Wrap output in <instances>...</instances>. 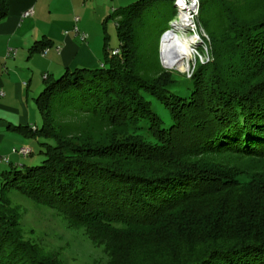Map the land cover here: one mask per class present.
Segmentation results:
<instances>
[{"label":"trees","instance_id":"16d2710c","mask_svg":"<svg viewBox=\"0 0 264 264\" xmlns=\"http://www.w3.org/2000/svg\"><path fill=\"white\" fill-rule=\"evenodd\" d=\"M160 1L112 11L120 44L101 66L43 79L40 128L13 130L51 143H41V164L2 172L1 198L16 190L54 209L108 264H264V0H200L212 59L196 66L186 94L171 90L160 62ZM7 12L0 0V20ZM50 45L42 38L29 50ZM9 202L0 264H62L25 236Z\"/></svg>","mask_w":264,"mask_h":264},{"label":"rangeland","instance_id":"374dc122","mask_svg":"<svg viewBox=\"0 0 264 264\" xmlns=\"http://www.w3.org/2000/svg\"><path fill=\"white\" fill-rule=\"evenodd\" d=\"M71 1L73 2L72 7L68 6ZM134 1L54 0L51 2L59 8L56 12L60 14L55 16L58 19L73 23L75 17L79 18L76 28L81 32L83 30L87 34V38L82 41L75 37L77 45L83 46V48L92 46L100 55V58H103L106 51L110 52L118 49L120 44L115 19L111 15L113 14L112 9L127 6ZM160 2L161 7L159 5H157L159 7L155 6L153 12L158 26L156 30L162 32L168 27L165 19L171 12L170 10L174 8L167 1L161 0ZM44 17L48 18L46 15ZM199 24L201 25V23ZM97 65L99 67L101 63L97 62ZM169 70L172 71V79L174 80L171 90L180 94L188 93L190 80L175 70L174 67L169 68ZM41 72L40 70L37 73L38 76ZM60 75V73L55 74L54 78ZM10 76L15 87L13 86V90L5 89L6 95L1 99L5 102L12 100L11 108L13 109L0 107V187L3 171L9 170L12 165L23 169L41 164L45 157L43 153L45 147L41 143H51L50 139H43L40 136H22L20 132L13 130V125L18 124L40 128L42 118L35 104V98L42 91L43 83L42 80H39L40 88L34 92V80L31 88H27L25 78L21 77L22 72L19 70L12 71ZM145 97L150 100L152 110L164 122H168V114L162 105L147 94ZM6 121L11 123L9 128L6 126ZM140 127L136 129L139 131L138 133L142 134L147 140H151L144 124ZM25 145H28L31 149V154L22 156L15 152L16 149ZM1 196L0 188V204L5 198L10 199L9 203L17 212L19 224L25 236L35 242L42 251L54 256L62 264H108V256L103 247L93 245L82 230L68 227L62 215L54 209L36 204L16 190L10 191L8 195L5 194L2 198Z\"/></svg>","mask_w":264,"mask_h":264},{"label":"crops","instance_id":"0c3cea01","mask_svg":"<svg viewBox=\"0 0 264 264\" xmlns=\"http://www.w3.org/2000/svg\"><path fill=\"white\" fill-rule=\"evenodd\" d=\"M51 1L54 0H6L8 12L0 20L1 108L13 109L12 100L5 102L1 99L6 95L4 90H13L15 85L11 81L12 71L22 72L21 77L25 78L27 88H31L34 80L32 88L35 92L40 88L39 80L43 83L44 74L46 78H53L55 74H62L66 68H96L97 62H102L95 48L77 45L75 37L82 40L74 30L78 21L72 23L55 17L60 14L56 12L59 8ZM68 6L72 7L73 2H69ZM28 9H32L33 14L23 17L22 13ZM42 38L49 39L51 45L44 49L45 52H30L32 44ZM9 48L13 53L7 55ZM40 70L42 72L38 76ZM6 122L9 128L11 123Z\"/></svg>","mask_w":264,"mask_h":264},{"label":"built area","instance_id":"2783aa9c","mask_svg":"<svg viewBox=\"0 0 264 264\" xmlns=\"http://www.w3.org/2000/svg\"><path fill=\"white\" fill-rule=\"evenodd\" d=\"M173 4L175 15L169 21L168 28L159 37V58L163 67L167 69L174 67L175 70L189 79L198 64H206L212 59L209 38L198 22L200 0H173ZM32 14L33 10L28 9L22 13V16L27 17ZM78 19V17H75L74 21L77 22ZM74 30L82 40L87 38L85 32H79L76 27ZM168 43H172L171 46L173 47L168 48L166 45ZM117 52V49L111 51L112 54ZM12 53V49L9 48L7 55ZM173 55L179 56L180 60L168 63L167 60L172 59ZM42 77L45 79L46 75L44 74ZM31 128L35 129L34 126ZM15 152L26 156L31 153V149L25 145L16 149Z\"/></svg>","mask_w":264,"mask_h":264},{"label":"bare ground","instance_id":"6f19581e","mask_svg":"<svg viewBox=\"0 0 264 264\" xmlns=\"http://www.w3.org/2000/svg\"><path fill=\"white\" fill-rule=\"evenodd\" d=\"M166 45H167L168 48L173 47V46H171V45H173L172 43H168V44H166ZM173 56H174V55H173ZM173 56H172V57H173ZM172 57H171V58H172ZM179 60H180V57L176 55V56H174L172 59H170V60L168 59L167 62H168V63H173V62H178Z\"/></svg>","mask_w":264,"mask_h":264},{"label":"water","instance_id":"95a60500","mask_svg":"<svg viewBox=\"0 0 264 264\" xmlns=\"http://www.w3.org/2000/svg\"><path fill=\"white\" fill-rule=\"evenodd\" d=\"M206 33V32H205ZM207 34V33H206ZM208 36V35H207ZM209 38V37H208ZM209 46H210V42H209ZM211 49V48H210ZM211 52V51H210Z\"/></svg>","mask_w":264,"mask_h":264}]
</instances>
